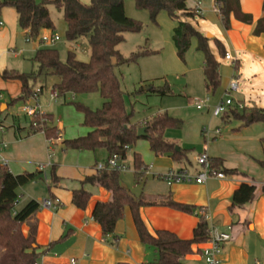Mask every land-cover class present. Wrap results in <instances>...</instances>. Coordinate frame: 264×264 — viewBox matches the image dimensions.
<instances>
[{"label":"crops","instance_id":"0c3cea01","mask_svg":"<svg viewBox=\"0 0 264 264\" xmlns=\"http://www.w3.org/2000/svg\"><path fill=\"white\" fill-rule=\"evenodd\" d=\"M197 1H199L198 5ZM262 2L263 0H239L241 11L250 14L253 23H242L231 15L230 28L225 30L221 25L218 12L215 11L214 0H186L187 6L195 8L197 5L200 10L197 15L200 22L196 21L198 29L199 24L210 23L219 27L222 32L224 41L221 38L219 40L222 42L225 52L231 53L234 58L233 61H230L223 57L224 60L231 62L228 71L222 70L224 66L219 62L220 78H226L225 81L231 76L232 78L238 77L247 67L255 73L258 62L264 59V34L252 35L254 22L263 16ZM169 19L164 11L160 12L156 18V23L165 30L163 37L165 49L159 52L160 54L154 55L157 57L155 67L161 68L163 73L180 74L185 86L195 92L209 91L205 87L203 78V54L197 50L192 52L196 47V39L191 40V46L185 56V65H183L175 55L176 49L171 39V29L175 26V21ZM0 20L3 22L0 26V74L4 70L27 72V69L20 64L19 58L27 60L30 57L28 60H31L38 48L47 47V45H41L36 39L26 41L27 35L19 28L14 9L3 7L0 10ZM183 20L188 21V18ZM199 31L201 32V30ZM19 36L25 38V43H33L34 46L27 48V44L20 42ZM211 44L215 47L212 40L209 41L210 48ZM147 59L149 58L142 56L134 63L138 65L140 61L144 65L143 76L139 81L141 83L138 82L137 86L148 84L142 88L143 92L140 94L150 93L151 84L157 76L152 73L153 65L148 64ZM235 63H238L237 70L233 67ZM194 76L195 83L191 82L189 78ZM222 86L225 91L228 85L226 88L225 84ZM39 87L35 86L34 90ZM43 92L44 87L37 93L36 99H29L25 103L11 104L10 101L21 93V82L5 80L0 76V162L4 163L12 174L40 173L36 180L17 189L18 197L14 208L18 210L29 200H36L40 203L44 199H52L59 202L56 209L39 207L21 225L24 236L29 233L31 226H35L34 247L37 254L35 262L37 264H140L152 262L157 254L153 248L140 242L127 207L111 235H103L100 225L92 218L95 204L110 199L111 195L107 189L85 185V190L90 193L86 206L81 209L71 202V192L80 187V181L86 176L97 173L96 164L105 163L108 154L104 149L95 151L64 149L62 143L64 139L83 135L88 129L84 127L85 131L78 135L75 132L66 131L68 128L62 119H55L59 134L52 141L47 140L42 131L29 133L30 124L27 123V119L22 120L20 114L22 113L23 118L25 117L23 110L25 104H39L38 97ZM69 96L77 97L68 93L62 97L63 102L70 99ZM198 97L202 96H194L190 99L193 105L194 100ZM16 106H20L18 109L20 114L18 112L11 113L10 109ZM211 107L208 104L201 110L195 108L190 117L188 114L182 115L185 121L182 120V126L179 128L181 133L178 144L174 143L177 148L191 149L185 152L186 157L180 161H174L166 154H155L148 150V153L142 154L144 158L142 160L148 168L147 172L161 173L182 167H188L195 171L198 169L196 157L204 152L208 157L221 159L226 168H236L244 173L245 177L225 175L222 179H208L203 184L175 183L169 185L151 175L149 179L144 177L141 182L143 187L137 191L136 195H133L143 194L150 199L161 200L171 198L176 202L194 207L191 214L164 205L141 207V218L151 233L165 230L180 239H191L199 216L203 214L209 226L215 225L222 230L230 226V239L223 246L219 264H255L257 262L264 264V194L260 190V184L264 182V168L258 164L259 160L264 159V143L261 142L264 129L257 127L251 132L252 124L243 125L241 121L236 120L240 124L230 127L224 132L217 124L213 123L216 128L212 129L207 137L203 136L199 133L201 127L205 123H212L211 121L215 117L211 114ZM63 110L64 112L69 111L67 107H63ZM80 117L82 122V116L80 115ZM147 118L138 123H143ZM216 129L220 130L219 134L214 133ZM191 145L196 146L199 151L195 148L197 151L194 152ZM154 168L156 169L154 170ZM52 169L59 178L54 185L51 183ZM243 181L258 184L255 197L251 202L231 209V196ZM122 185L125 186L123 183ZM206 246L207 242L193 244L192 252L182 258V264H205L202 250Z\"/></svg>","mask_w":264,"mask_h":264},{"label":"trees","instance_id":"16d2710c","mask_svg":"<svg viewBox=\"0 0 264 264\" xmlns=\"http://www.w3.org/2000/svg\"><path fill=\"white\" fill-rule=\"evenodd\" d=\"M137 9L146 10L152 23H156L157 15L164 11L169 18L175 19L176 25L172 32V41L176 54L184 61L185 54L191 46V40L196 39V50L203 54V78L207 90L212 93L220 84L219 61L209 47V40L214 42L217 53L224 57L225 48L222 42L211 36L208 38L190 21L178 20L179 16L195 18L198 15L195 8L189 7L186 0H133ZM218 8L220 22L225 30L230 28V16L236 20L252 24V16L243 13L239 0H214ZM49 5H53L62 13L66 25L65 38L69 42H76L82 37L87 40L89 56L87 61L79 60L73 50H68L66 59H60L58 51L52 47L38 48L32 62L37 65L36 71L18 72L4 70L0 76L5 80H18L21 82V93L10 103H25L34 94L35 82L39 77H54L51 89L56 97H64L70 93L74 96L97 93L102 99V104L96 109L71 101L74 109L82 116L81 125L87 128L83 135L64 139V149L95 151L104 149L108 158L114 154L125 159L128 149L138 140H145L149 150L155 154H166L174 161L186 157L183 149L173 142L163 138V133L168 128L179 129L182 119L171 116L167 112L156 113L148 117L143 126L145 134L137 135L138 124L131 122L132 110H127L124 102L125 93L121 88V80L115 69L121 65L136 62L140 57L149 55L148 50L139 49L128 57L121 54L118 46L124 42L126 32L137 33L143 29V24L126 15L124 0H0V10L11 7L17 16L19 28L29 32L31 39H36L42 30H54V23L50 16ZM263 16L257 19L252 28V35L264 34V0L262 2ZM238 69V63L233 65ZM152 85V84H151ZM43 86L39 87V92ZM139 86L128 96L142 93ZM151 93L159 96L170 95L169 85H152ZM226 120H239L243 125L254 121L264 125V108L251 106L238 108L232 105L222 114ZM251 118L249 120L248 118ZM35 122L37 126H33ZM42 131L47 140L52 141L58 137L59 130L55 124L54 116L42 113L30 118L29 133ZM264 143V135L261 138ZM258 164L264 168V159ZM133 175L136 183H141L145 177L147 165L139 153L132 156ZM208 166L223 172L225 175L245 174L236 168H226L219 158H208ZM39 172H23L12 174L7 166L0 163V264H33L37 259L35 253V226H31L29 233L24 236L21 225L28 220L39 208V202L29 200L24 206L15 210L17 189L39 177ZM58 177L51 171L52 185L58 182ZM80 187L73 190L71 202L83 209L90 197L85 190V185L99 186L110 192V199L106 202H97L92 211V218L97 222L103 235L114 233L116 223L123 217L124 209L130 211L138 238L141 243L153 248L157 254L150 264H182V258L192 252L191 246L196 243H205L208 240L209 225L203 214L193 231L191 239H180L175 234L158 230L151 233L140 215V208L149 205H164L183 213L191 214L194 207L166 199H150L145 195H133L122 185L119 172L103 169L94 175L86 176L80 181ZM258 184L254 182H241L231 196L230 208L241 207L251 202L256 194ZM264 194V182L260 184Z\"/></svg>","mask_w":264,"mask_h":264},{"label":"rangeland","instance_id":"374dc122","mask_svg":"<svg viewBox=\"0 0 264 264\" xmlns=\"http://www.w3.org/2000/svg\"><path fill=\"white\" fill-rule=\"evenodd\" d=\"M81 1L84 3L89 2V0H81ZM48 8H49L50 16L54 23L53 31L59 35V40L55 44H52L47 47L55 48L58 51L60 59L63 61L66 59L68 50H73L75 52L76 57L79 60L87 61L89 55L87 40L82 37L76 43L69 42L65 38L66 25L63 20L62 13L59 10H57L53 5H49ZM124 8L127 16L136 19L143 24V29L137 33L126 32L124 34V38H125L124 42L118 46L119 51L123 56L128 57L132 52L137 51L139 49L148 50L150 54L145 55L144 57L149 58L147 59V63L153 65L152 73L154 75H157L155 76L156 79L152 82V85L155 87H159V86H163L164 83L166 82L170 87V91L172 92V94L164 97H160L159 95L151 92L149 94L143 93L133 97L128 96L136 88L139 87L137 85L138 82L142 79L144 65L139 61L138 65L134 64L135 62H132L126 65H121L115 69L117 75L121 80V88L125 93V98H124L125 106L127 110H132L131 122L134 124H138L137 125L138 128L143 127V123H144V122L143 123H138V122H142L144 118L160 112L161 113L167 112V114L173 115L185 121V118H183L182 115L188 114L190 117L193 115L194 112L193 110H195V107L190 101V99L194 96H203L204 94H207L206 92L209 93L210 97L208 104L211 106L216 105L220 101V99L230 98L233 102L240 101L241 104L246 107L256 106V107L264 108V59L258 62L257 68L255 69V73L252 72L250 68L247 67L238 77L232 78L231 76L226 81H225L226 78H220V84L213 93L210 90L195 92L190 87L188 88L187 86H185V82H183L180 74L176 75L175 72L163 73L161 71V68L155 67V63H156L155 61H157L156 59L157 57H155L154 55L160 54L159 52L165 49L163 44L165 41L163 38L165 30L161 28L162 26H160V24L157 23H152L149 19L147 11L142 9H137L134 5L133 0H124ZM185 18L187 17L179 16L178 20H183ZM169 20L175 21V25H176L177 20L171 18ZM188 21H190L192 24L196 26V21L200 22V18L196 15L195 18H188ZM173 28L171 29V39H172ZM198 30H201V32L205 36L209 35L208 38L214 36L218 39L219 38L222 39L223 37L219 27L213 26L210 23H203L202 25L199 24ZM19 40L23 44H27L25 43L26 42L25 38H23L22 36H19ZM33 46H34L33 43L27 44V48H32ZM211 49L215 53L221 65L224 66L222 67V70L228 71L231 62L224 60V58L217 53L215 47L212 44H211ZM194 50H196V47L193 48L192 52H194ZM175 55L177 59L183 65H185V59L184 61L180 60V58L176 54V51H175ZM21 58H19V62H21L20 64H22L24 68L27 69L26 70L27 72L37 70V65L31 60H28L30 57H28L27 60ZM141 58L142 57H140V59ZM144 62H146V59H144ZM189 78L191 82L195 83L196 81L195 76ZM230 80L237 82L238 88L236 91L228 94L224 91L222 85L225 84V88H226ZM54 81H55L54 77H48L46 79L39 77L38 80L35 82V86L44 87V92L42 93V95L38 97L39 100L38 103L40 104L41 110L45 113L53 114L54 121L57 118L65 121L66 127L68 128L66 129V131L68 130L71 132H75L77 133V135L79 133L84 132L85 128L82 127L80 124L81 114L77 112L69 102L71 101L80 102L91 109H96L101 106L102 99L99 97L97 93H91L85 95H78L76 98L69 96L70 99L63 102L64 99L62 97H53L51 94L50 86ZM146 86H148L147 83L141 87L144 88ZM19 107L20 106L12 107V109H10L11 113L15 114L16 112H18L20 114V112L18 111ZM63 107H67L69 111L64 112ZM20 115L22 120L27 119V123L30 124L29 116L25 115L26 118L25 117L23 118V114L21 113ZM221 117L223 116L219 115L213 117V120L211 121L212 123L210 122H208V124L205 123V125L201 127L199 133L207 137L210 131L216 128V126H214L216 124L218 125L219 128H221L222 132H224L226 129H229L230 127L240 124V122L236 120H231L229 122L223 121ZM251 124L253 127V129L252 128L250 129L251 132L255 130L257 127L264 129V125L261 122L254 121L252 123H249L248 125ZM180 130L181 129L168 128L164 131L163 138L168 142H173V143L175 142L176 144H178V138L180 137V133H181ZM190 147H193L192 150H194V152L198 150L196 146L191 145ZM148 150H149L148 143L142 139H140V141L138 140L127 151V158L123 162L127 167V169L119 172L120 180L122 181V183L132 194L135 195L138 193L137 191L141 190L143 184L136 183L134 180L132 156L133 153L136 151L139 152L140 156L144 160L142 154L148 153L150 151ZM155 169L156 168H154V170ZM152 173L153 172H147L145 177L149 179Z\"/></svg>","mask_w":264,"mask_h":264},{"label":"built area","instance_id":"2783aa9c","mask_svg":"<svg viewBox=\"0 0 264 264\" xmlns=\"http://www.w3.org/2000/svg\"><path fill=\"white\" fill-rule=\"evenodd\" d=\"M199 1H197V5ZM196 5L195 11L196 13H200L198 6ZM215 11H219L217 6L214 5ZM3 22L0 20V26H2ZM31 37L29 36V32L27 31L26 41H29ZM40 44L50 46L55 44L59 40V35L54 31L44 29L41 31L40 35L36 38ZM224 58L226 60L233 61L234 58L229 52H225ZM238 88V83L235 81H230L227 88L225 89L226 93H231L236 91ZM39 92V88L35 90L34 94L31 96L30 99H36L37 93ZM53 97H56L54 92H51ZM1 97V96H0ZM209 93L205 94L202 97H198L194 100V107L197 110H201L208 105L209 102ZM237 105L240 109L242 108V104L239 101L233 102L230 98L220 99V101L211 107V114L213 116H219L224 114L230 106ZM25 115L29 116L30 118L34 117L35 115H41L44 113L41 110V107L36 103L35 105H28L25 104L23 107ZM33 126H37L35 122H32ZM215 134H219L220 130L216 129ZM3 146V144H1ZM208 156L206 153H201L196 157V164L198 169L195 171L189 169L188 167H182L178 169H169L167 171L161 173H152V177L155 179H160L165 183L171 185L175 183H195V184H203L208 179L216 178L222 179L225 177V174L221 171L216 170L212 166H208ZM124 159H122L119 155L114 154L111 157L107 158L105 163L96 164V171H101L103 169L106 170H114L117 172H121L127 169L125 164L123 163ZM1 163V162H0ZM4 164V163H3ZM148 168L145 170V174ZM59 205L58 200L52 199H44L39 203V207H47L56 209ZM230 239V226L227 229L222 230L216 227L215 225H210L208 229V240L207 246L202 250V256L204 259L205 264H219V256L222 252L223 246L227 243ZM33 264H37L34 262ZM140 264H150L149 262H144ZM260 264V263H255Z\"/></svg>","mask_w":264,"mask_h":264},{"label":"water","instance_id":"95a60500","mask_svg":"<svg viewBox=\"0 0 264 264\" xmlns=\"http://www.w3.org/2000/svg\"><path fill=\"white\" fill-rule=\"evenodd\" d=\"M209 36V35H208ZM207 36V37H208ZM249 120H251V118L249 117L248 118ZM145 134V127L143 126V127H139V128H137V135L138 136H143ZM176 149H178L177 148V146H176Z\"/></svg>","mask_w":264,"mask_h":264}]
</instances>
